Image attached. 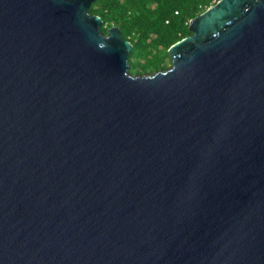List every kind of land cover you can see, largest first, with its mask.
Wrapping results in <instances>:
<instances>
[{"label":"water","instance_id":"1","mask_svg":"<svg viewBox=\"0 0 264 264\" xmlns=\"http://www.w3.org/2000/svg\"><path fill=\"white\" fill-rule=\"evenodd\" d=\"M93 1L0 0V264H264V0L144 74Z\"/></svg>","mask_w":264,"mask_h":264},{"label":"trees","instance_id":"2","mask_svg":"<svg viewBox=\"0 0 264 264\" xmlns=\"http://www.w3.org/2000/svg\"><path fill=\"white\" fill-rule=\"evenodd\" d=\"M216 1L94 0L89 11L102 19L100 29L103 33L111 25L117 26L121 37L130 40L133 45L130 54L143 51L148 55V61L152 62L170 59L168 48L191 34L189 21ZM153 50H159V54L154 56ZM156 70L151 69L150 72ZM140 74H144V70Z\"/></svg>","mask_w":264,"mask_h":264},{"label":"rangeland","instance_id":"3","mask_svg":"<svg viewBox=\"0 0 264 264\" xmlns=\"http://www.w3.org/2000/svg\"><path fill=\"white\" fill-rule=\"evenodd\" d=\"M152 53L154 56L159 54V50H153ZM152 55V54H151ZM149 55V57H151ZM170 59L163 58L161 60H156L149 62L148 61V55H146L145 52L139 51L137 53L129 54L128 62H129V72L131 74H140L144 70V73H151V69L156 70L158 69H164L170 67Z\"/></svg>","mask_w":264,"mask_h":264}]
</instances>
